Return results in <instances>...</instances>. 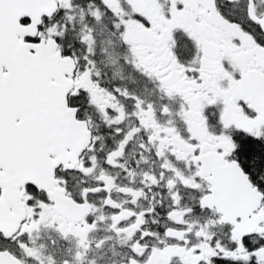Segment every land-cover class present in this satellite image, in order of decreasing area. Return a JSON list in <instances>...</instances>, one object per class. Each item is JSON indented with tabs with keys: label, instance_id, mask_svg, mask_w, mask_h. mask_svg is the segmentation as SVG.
Wrapping results in <instances>:
<instances>
[{
	"label": "snow or ice",
	"instance_id": "6c2138e0",
	"mask_svg": "<svg viewBox=\"0 0 264 264\" xmlns=\"http://www.w3.org/2000/svg\"><path fill=\"white\" fill-rule=\"evenodd\" d=\"M119 3L117 9L111 0H98L88 9L97 22L112 17L125 59L157 85L158 108L105 85L83 9L79 38L66 39L75 31L74 0H0V264H44L32 239L41 227L77 239L76 260L84 264L89 237L106 219L96 215L98 196L111 211V230L129 248L128 264H264V176L256 182L236 158L264 149V123L257 132L229 116L241 90H264V0H245L244 21L226 16L218 0H166L163 18L147 7L136 10L134 0ZM177 33L192 42L190 58L177 52ZM237 104L244 120L264 121V104ZM89 111L120 138L102 157L96 153L103 137L94 134L99 127ZM68 126L78 129L80 143L65 136ZM138 137L144 139L136 166L149 163L148 153L160 161V171L144 173L141 188L117 185L103 169L119 168L134 185L135 169L120 161ZM98 168L94 187L71 192L70 176L94 175ZM42 175L64 190L65 200L41 186ZM113 188L129 207L113 198ZM161 188L166 197L154 191ZM237 189L258 206L249 211ZM183 191L195 194L196 211L214 216L211 227L227 226V242L187 225L194 209L182 204ZM161 210L165 225L153 230L148 226L160 224ZM246 220L253 221L250 229Z\"/></svg>",
	"mask_w": 264,
	"mask_h": 264
},
{
	"label": "flooded vegetation",
	"instance_id": "af4514ba",
	"mask_svg": "<svg viewBox=\"0 0 264 264\" xmlns=\"http://www.w3.org/2000/svg\"><path fill=\"white\" fill-rule=\"evenodd\" d=\"M114 7L117 9L120 8L119 0H111ZM98 4V0H74V4L77 6V10L74 13L76 16L75 22V31L70 32L67 38L72 40H77L82 25L79 21L80 9L84 10V24L89 28L93 29L94 35L96 37H104L106 40L111 41L114 45L112 48L117 56L116 63L110 64L109 62L105 65L97 64V69L101 73V79L108 87H121L127 89L130 93L140 96L141 98L153 103L157 108L162 103L160 99V93L157 90V85L148 80L146 77L142 76L140 73L135 71L131 63H129L125 57L128 56V52L119 44V40L116 35L113 34V19L110 15L104 14L102 18L97 22L90 15L88 5L89 4ZM218 4L221 7L222 11L226 16L233 20L244 21L245 20V0H240L238 4H229L227 0H218ZM134 5L136 10H141L142 8H150L151 14L156 17L163 18V15L167 11L166 0H134ZM264 7V5H262ZM177 52L184 58L187 54V58H190L194 52V46L192 42L188 40L183 34L177 33ZM110 47V45H109ZM111 49V48H110ZM79 54H83L78 50ZM105 58V56H101ZM100 59L99 55L96 54L95 61ZM105 61H109L107 58ZM116 71V74L115 72ZM239 99H248L250 102L255 104H264V90L256 89L255 91L241 90L236 98L232 102V111L229 112V116L233 120L240 121L242 126L250 127L255 131H259V128L264 121H260L259 117L255 121L244 120V113L238 107L237 100ZM179 101L172 103L174 109L175 105L178 108ZM128 111H132L131 104L128 105ZM88 116L91 117L93 122L98 125L99 130L93 129L94 134L97 136L103 137V139L97 141V153L98 157H102L108 151L115 147L116 142L120 139L119 137H114V134L107 129L101 121L97 119L96 113L89 111ZM135 119H130L126 121L128 127H133L135 125ZM177 126L179 127V120L177 119ZM197 127H201V124H197ZM212 131H217V127L210 125ZM144 138L138 137L132 143L128 145L127 151L125 153L124 159L120 163H126L127 166L131 169H135L136 183L134 185L129 184V179L126 177L119 168L112 169H103V171L114 178H116L115 183L117 185H123L133 188H141L142 177L144 173H155L158 174L160 171V161L155 156H150L148 153H145V156L149 157L148 164H141L139 167L136 166V161L140 159V152L142 149L139 145L143 142ZM103 147V152L99 149ZM242 161V164L246 165L251 175L256 182H259V178L264 176V149L257 148V151L253 154H241L236 157ZM74 165L73 167H75ZM159 168V169H158ZM220 171H223L222 169ZM101 174V169L98 168L94 175L89 176H80L79 174H73L69 177L70 184L69 188L73 194H78L82 188L86 186L94 187L96 184V178ZM56 186V185H55ZM154 191H159L165 197L167 196V190L164 188L154 189ZM112 195L115 200L124 205V207H129L125 203L127 197L116 190L112 189ZM151 196V194H149ZM183 200L182 204L187 207H192L194 211L185 217L187 225H194L196 228L204 227L209 234L213 235V239H220L224 242H227L228 238V228L227 226H216L211 227V222L215 219L211 213L205 211L203 213L195 210L196 200L193 199L194 193L183 191ZM237 197L242 199L248 210L258 206L259 201H252L248 197L247 193L241 192L237 189ZM99 196L97 197V205L99 210L96 212L97 216L105 217V222L99 224V230L93 231L89 237V247L87 255L84 257V264H128L129 262V248L126 243L123 242L121 236L116 234L111 230V225L107 220L111 216V211L107 208H104L99 204ZM143 207L149 205L148 200L139 201ZM167 203V201H166ZM165 211L161 210L160 224L158 225H149L153 230H160L165 225ZM258 219V217H253V221ZM253 221H247L245 223V228L250 229ZM187 225H184L185 227ZM32 239L34 240L33 247L37 249L41 255V258L44 261V264H49V259L54 260L55 264H65V261H68V264H78L76 260L77 254L81 251L80 245L77 239L69 237L68 239H63L61 235L52 228L41 227L39 232L33 233ZM103 241V244L100 247H97L99 242ZM193 242L197 243L195 237H193Z\"/></svg>",
	"mask_w": 264,
	"mask_h": 264
},
{
	"label": "water",
	"instance_id": "95a60500",
	"mask_svg": "<svg viewBox=\"0 0 264 264\" xmlns=\"http://www.w3.org/2000/svg\"><path fill=\"white\" fill-rule=\"evenodd\" d=\"M65 136L72 140L73 142L80 143V138L78 136V129L75 128L74 126H68L65 130ZM86 142V141H85ZM69 158H71V154H67ZM74 165H70V167H73ZM42 187L46 188L49 190L51 193L55 194L58 199L60 200H65L66 197L64 195V190L62 188H58L55 186L54 183L50 181L49 178L46 176H40L39 181H38ZM61 212H65V209H61ZM66 214V213H65ZM70 219V218H69Z\"/></svg>",
	"mask_w": 264,
	"mask_h": 264
},
{
	"label": "rangeland",
	"instance_id": "374dc122",
	"mask_svg": "<svg viewBox=\"0 0 264 264\" xmlns=\"http://www.w3.org/2000/svg\"><path fill=\"white\" fill-rule=\"evenodd\" d=\"M95 39H96V45H95L96 54L99 55V57H100V59H98L96 63L99 65H101V64L105 65V63H107V62H109L112 65H113V63H116L117 56H115L116 55V53L114 52L115 48L114 49L112 48V46H114V45L112 43H109V41L106 40V38H104V37H96L95 36ZM109 45H110V47H109ZM80 51L83 52L82 50H80ZM101 56H105V58H101ZM106 58L109 61H105ZM113 61H115V62H113ZM114 72L116 74V71H114ZM175 109H177L176 105L174 107V110Z\"/></svg>",
	"mask_w": 264,
	"mask_h": 264
}]
</instances>
